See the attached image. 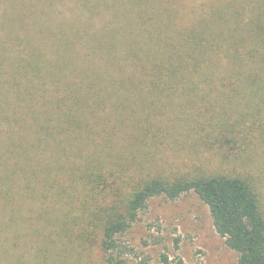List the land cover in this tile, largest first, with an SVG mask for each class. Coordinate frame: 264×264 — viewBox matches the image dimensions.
<instances>
[{
  "label": "trees",
  "instance_id": "16d2710c",
  "mask_svg": "<svg viewBox=\"0 0 264 264\" xmlns=\"http://www.w3.org/2000/svg\"><path fill=\"white\" fill-rule=\"evenodd\" d=\"M213 6L173 34L116 27L95 35L84 18L67 17L57 19L50 49L25 34L23 103L37 133L24 149L38 157L22 166L29 192H20L21 200H36L34 215L23 206L19 216L32 225L23 242L35 247L31 264L65 262L67 241L79 261L129 264L120 236L149 200L191 191L209 206L238 264H264L260 193L224 152L240 151L253 125H264V0ZM97 125H136L142 135L133 150L111 148ZM175 140L187 159L164 161ZM208 154L227 160L213 163ZM14 255L10 264H28Z\"/></svg>",
  "mask_w": 264,
  "mask_h": 264
},
{
  "label": "rangeland",
  "instance_id": "374dc122",
  "mask_svg": "<svg viewBox=\"0 0 264 264\" xmlns=\"http://www.w3.org/2000/svg\"><path fill=\"white\" fill-rule=\"evenodd\" d=\"M221 1L65 0L62 3L58 0H0V264H10L11 257L15 258L14 254L18 256L20 252L22 261L31 264L35 248L31 242L23 247L32 225L19 216L21 207L26 208L28 216L29 211L34 215L36 207V200L23 201L20 195L22 189L24 193L29 192V188L23 186L22 166L27 161L30 164L37 156L24 149V145L32 141L30 134L37 133L32 116L26 113L23 103L21 65L26 52L25 34L29 42L50 49L57 19L66 17L69 22H84V18L90 22L86 29L95 35H105L110 28L116 27L122 33L158 29L173 34L189 30L190 23L197 24L202 15H209L212 7H216L213 5ZM196 28L201 29L200 26ZM48 32V39L42 40V35ZM74 49L80 51L78 45ZM30 110L33 112L35 108ZM97 127L107 133L111 148L115 146L113 143H123L129 151L133 150L137 137L142 135L136 125ZM172 144L173 149L169 147L164 151L163 160L180 163L187 159L188 149L177 151V140ZM224 152L229 155L228 161L238 162L236 166L255 181L264 206V125H253V131L240 151L225 148ZM207 157L213 163L219 159L227 160L223 154L220 157L208 154ZM66 179L67 176L60 177L57 183ZM60 203L67 204L65 201ZM35 224L41 226L42 221L37 220ZM13 242L15 246L11 248ZM120 243L125 252L122 256L129 264H238L239 259V254L217 232L209 206L194 191L174 200L165 196L151 198L147 208L140 212L139 220L120 236ZM63 246L67 249L64 264H88L84 262L86 257L78 260L80 256L71 243L67 241Z\"/></svg>",
  "mask_w": 264,
  "mask_h": 264
}]
</instances>
